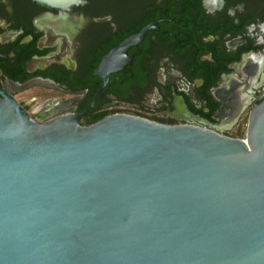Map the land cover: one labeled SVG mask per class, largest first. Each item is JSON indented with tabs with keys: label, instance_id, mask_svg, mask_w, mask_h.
<instances>
[{
	"label": "water",
	"instance_id": "95a60500",
	"mask_svg": "<svg viewBox=\"0 0 264 264\" xmlns=\"http://www.w3.org/2000/svg\"><path fill=\"white\" fill-rule=\"evenodd\" d=\"M145 31L103 57L98 92ZM34 86L57 88L18 90ZM0 94V264H264V100L234 139L130 115L38 123Z\"/></svg>",
	"mask_w": 264,
	"mask_h": 264
},
{
	"label": "flooded vegetation",
	"instance_id": "af4514ba",
	"mask_svg": "<svg viewBox=\"0 0 264 264\" xmlns=\"http://www.w3.org/2000/svg\"><path fill=\"white\" fill-rule=\"evenodd\" d=\"M143 29L98 92L103 57ZM29 82L57 88L18 90ZM0 90L38 123L130 115L244 138L264 100V0H0Z\"/></svg>",
	"mask_w": 264,
	"mask_h": 264
},
{
	"label": "rangeland",
	"instance_id": "374dc122",
	"mask_svg": "<svg viewBox=\"0 0 264 264\" xmlns=\"http://www.w3.org/2000/svg\"><path fill=\"white\" fill-rule=\"evenodd\" d=\"M33 95H38V94H36V93H32Z\"/></svg>",
	"mask_w": 264,
	"mask_h": 264
},
{
	"label": "trees",
	"instance_id": "16d2710c",
	"mask_svg": "<svg viewBox=\"0 0 264 264\" xmlns=\"http://www.w3.org/2000/svg\"><path fill=\"white\" fill-rule=\"evenodd\" d=\"M240 138L243 139V136H241Z\"/></svg>",
	"mask_w": 264,
	"mask_h": 264
}]
</instances>
